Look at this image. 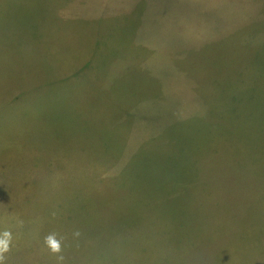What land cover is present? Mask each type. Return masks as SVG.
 I'll return each mask as SVG.
<instances>
[{
	"label": "rangeland",
	"instance_id": "rangeland-1",
	"mask_svg": "<svg viewBox=\"0 0 264 264\" xmlns=\"http://www.w3.org/2000/svg\"><path fill=\"white\" fill-rule=\"evenodd\" d=\"M4 231L3 264H264V0H0Z\"/></svg>",
	"mask_w": 264,
	"mask_h": 264
},
{
	"label": "clouds",
	"instance_id": "clouds-1",
	"mask_svg": "<svg viewBox=\"0 0 264 264\" xmlns=\"http://www.w3.org/2000/svg\"><path fill=\"white\" fill-rule=\"evenodd\" d=\"M76 235H79V232L76 233ZM11 240V233L9 231H4L2 234H0V264H3L4 260V253L9 251V244ZM46 244L50 247V249L58 253L61 250L60 242L55 238L54 235H48L45 238ZM61 261L63 260V257L59 258Z\"/></svg>",
	"mask_w": 264,
	"mask_h": 264
}]
</instances>
